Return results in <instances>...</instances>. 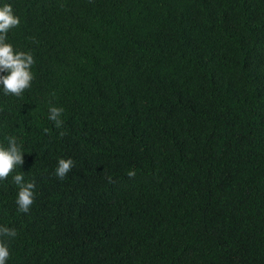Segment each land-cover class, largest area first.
<instances>
[{
	"label": "trees",
	"instance_id": "16d2710c",
	"mask_svg": "<svg viewBox=\"0 0 264 264\" xmlns=\"http://www.w3.org/2000/svg\"><path fill=\"white\" fill-rule=\"evenodd\" d=\"M7 2L35 64L0 142L36 184L24 214L0 182L8 264H264V0Z\"/></svg>",
	"mask_w": 264,
	"mask_h": 264
},
{
	"label": "clouds",
	"instance_id": "9594fccd",
	"mask_svg": "<svg viewBox=\"0 0 264 264\" xmlns=\"http://www.w3.org/2000/svg\"><path fill=\"white\" fill-rule=\"evenodd\" d=\"M19 24L20 17L14 13L12 4L7 0H0V94L3 96L21 97L31 87L34 79L33 54L31 51L15 48L9 41V32L19 27ZM63 112V107L57 106H51L48 110L47 118L54 122L56 128L63 125ZM25 152L23 143L16 135H6L4 142H0V182L8 180L11 174V183L18 188L15 201L18 211L27 214L35 200L36 184L34 180L26 181L22 172L15 171L24 164ZM73 167L71 158H60L55 175L63 180ZM16 236V229L0 225V264H8L9 243Z\"/></svg>",
	"mask_w": 264,
	"mask_h": 264
}]
</instances>
